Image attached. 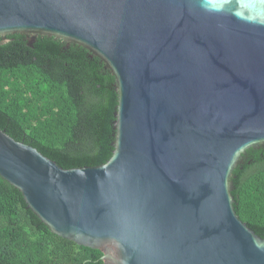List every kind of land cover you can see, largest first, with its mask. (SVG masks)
<instances>
[{"label":"water","instance_id":"water-1","mask_svg":"<svg viewBox=\"0 0 264 264\" xmlns=\"http://www.w3.org/2000/svg\"><path fill=\"white\" fill-rule=\"evenodd\" d=\"M55 36L116 78L112 156L64 168L0 127V176L104 264H264L233 171L264 145V0H0V36Z\"/></svg>","mask_w":264,"mask_h":264},{"label":"trees","instance_id":"trees-1","mask_svg":"<svg viewBox=\"0 0 264 264\" xmlns=\"http://www.w3.org/2000/svg\"><path fill=\"white\" fill-rule=\"evenodd\" d=\"M0 36V127L64 168L113 153L116 78L87 48L55 36ZM234 207L264 237V145L235 167ZM103 252L52 232L0 176V264H104Z\"/></svg>","mask_w":264,"mask_h":264},{"label":"flooded vegetation","instance_id":"flooded-vegetation-1","mask_svg":"<svg viewBox=\"0 0 264 264\" xmlns=\"http://www.w3.org/2000/svg\"><path fill=\"white\" fill-rule=\"evenodd\" d=\"M8 35H9V34H8ZM8 35H7V36H8ZM6 38H7V37H6ZM6 38H4V39H6Z\"/></svg>","mask_w":264,"mask_h":264}]
</instances>
